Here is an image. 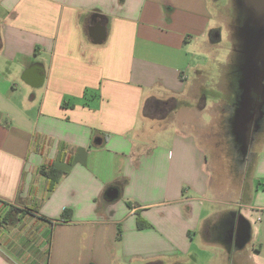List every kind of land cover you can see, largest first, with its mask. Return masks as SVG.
<instances>
[{"label": "crops", "instance_id": "1", "mask_svg": "<svg viewBox=\"0 0 264 264\" xmlns=\"http://www.w3.org/2000/svg\"><path fill=\"white\" fill-rule=\"evenodd\" d=\"M213 1L0 0V264H264V28L235 67Z\"/></svg>", "mask_w": 264, "mask_h": 264}, {"label": "rangeland", "instance_id": "2", "mask_svg": "<svg viewBox=\"0 0 264 264\" xmlns=\"http://www.w3.org/2000/svg\"><path fill=\"white\" fill-rule=\"evenodd\" d=\"M213 4L214 10L229 14L230 16L228 18L233 21V23H229L228 25H226L225 21L221 23L222 41L219 46V52L221 53L222 58L232 59L235 67H241L243 65L246 67V63L250 62L249 57L251 55L252 47L260 40L259 33H256V30L253 31L249 26V10L245 8L242 0H214ZM5 15L6 11L0 5V20H2ZM247 25L248 27H246ZM258 100L259 98L256 99V102ZM258 102L261 101L259 100ZM146 116L155 117L156 115L154 111H152L147 113ZM236 117L237 115L233 120L234 122L237 120ZM254 147V145L251 146V149L253 150Z\"/></svg>", "mask_w": 264, "mask_h": 264}, {"label": "water", "instance_id": "3", "mask_svg": "<svg viewBox=\"0 0 264 264\" xmlns=\"http://www.w3.org/2000/svg\"><path fill=\"white\" fill-rule=\"evenodd\" d=\"M245 8H247L250 12V18H249V24L256 28H264V0H242ZM248 27V26H246ZM259 60L264 57V46L260 48L259 54H258ZM257 93L261 94L262 97H264V88L261 84V78L260 76L256 78L253 85ZM262 101V99H259ZM258 100V101H259ZM256 102L254 109L252 111L256 110V113L260 109L261 102ZM250 116H253L252 112H248Z\"/></svg>", "mask_w": 264, "mask_h": 264}, {"label": "trees", "instance_id": "4", "mask_svg": "<svg viewBox=\"0 0 264 264\" xmlns=\"http://www.w3.org/2000/svg\"><path fill=\"white\" fill-rule=\"evenodd\" d=\"M145 112L146 111H144V113ZM40 174L46 178L48 184L47 188L48 191H50L59 182L60 178L63 175V172L55 170L53 168L41 167ZM138 227L143 228V224L140 221H138Z\"/></svg>", "mask_w": 264, "mask_h": 264}, {"label": "built area", "instance_id": "5", "mask_svg": "<svg viewBox=\"0 0 264 264\" xmlns=\"http://www.w3.org/2000/svg\"><path fill=\"white\" fill-rule=\"evenodd\" d=\"M254 112L256 113V110Z\"/></svg>", "mask_w": 264, "mask_h": 264}, {"label": "flooded vegetation", "instance_id": "6", "mask_svg": "<svg viewBox=\"0 0 264 264\" xmlns=\"http://www.w3.org/2000/svg\"><path fill=\"white\" fill-rule=\"evenodd\" d=\"M256 113H254V115H255Z\"/></svg>", "mask_w": 264, "mask_h": 264}]
</instances>
